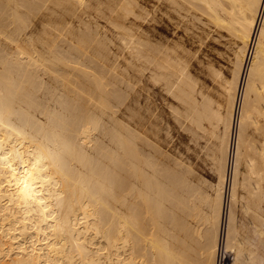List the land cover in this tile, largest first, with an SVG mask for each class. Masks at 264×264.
I'll list each match as a JSON object with an SVG mask.
<instances>
[{
    "label": "bare ground",
    "instance_id": "6f19581e",
    "mask_svg": "<svg viewBox=\"0 0 264 264\" xmlns=\"http://www.w3.org/2000/svg\"><path fill=\"white\" fill-rule=\"evenodd\" d=\"M91 1L0 0V264H259L236 203L255 213L250 230L263 242L264 0H156L172 24L197 10L196 22L206 15V27L229 35L223 103L203 92L171 41L136 43L122 30L112 13L129 15L133 0H97L116 22L125 62L182 105L172 110L192 133L216 141L206 145L214 184L195 182L143 136L131 68L78 12Z\"/></svg>",
    "mask_w": 264,
    "mask_h": 264
},
{
    "label": "rangeland",
    "instance_id": "374dc122",
    "mask_svg": "<svg viewBox=\"0 0 264 264\" xmlns=\"http://www.w3.org/2000/svg\"><path fill=\"white\" fill-rule=\"evenodd\" d=\"M91 2H92V4L89 5L88 7H86V9H85L87 11L82 10L81 8L78 9V12H81V18H83L85 20L89 19V22H90L91 26L93 28L96 26V28L99 29V32L102 33V34L99 33L101 35V37L107 35L108 40H109V37H110V40L112 41V43L109 40L110 42L108 41V44H107L109 49H112V50L109 51L110 53L112 52V55L111 54L110 55L112 56V58L115 57V56H118V58L115 57L116 61H118V66L125 67V66L128 65V68L129 69L131 68L130 69V71H131L132 70V67H131L132 65L129 63V61H128V63H127V61L125 62V59L128 58V54L124 53L125 49L121 50L122 49L121 43H119V41H115V40H117V38L115 37V35H113L114 28H112L111 26L113 24H116V22L109 21L108 17H106L103 14V12L105 11L104 8H103L104 2L103 3L102 2L98 3L97 0L96 1L92 0ZM133 2H134L133 3V9L134 10L132 11V13L130 12V14H129L132 19H130V16L128 15V13H127L128 17H127V15L125 17H122L121 15H119V12L118 13H116V12L112 13V15H114L115 17H118L119 20L121 19L120 20L121 22L125 21L124 22L125 24H123L122 30H125V31H127L128 33L131 34V36H130L131 38L130 39L134 40V42H136V41H138V42H146L147 41L148 43L149 42L155 43L156 42L155 40H162L163 43H165V42L167 43V42L171 41L172 43L171 42L170 43L172 45V49H173V51L175 50L174 52L177 54V58L179 57L178 59L180 61L182 60L181 62L185 66H187L188 68L190 67L189 70H190L191 73L190 72H188V73L191 74L190 76L193 79L195 77L196 83L200 86L201 89L203 88L204 91L203 90L202 91L205 92V94L209 93L211 98L214 99L215 101H218L217 99L220 97V100H222L221 102L223 103L225 101V99L223 101L222 98H225V94L223 93L224 97L221 94V90H222V86L221 85L222 84H220V83H222V81H221V79L219 77H221L223 74H225L226 75V79L229 78V77H227V76H229V72H227L229 62H227V61H228L229 55L231 53L230 52L231 49L230 50L228 49V48H230V45H231L230 37H228L229 35L224 33V37L221 38L220 34H219V36H217L219 31L216 32L217 30L214 29V27L211 25V23H209V25H207V27H206L204 22L206 24H208V22H209V21H207V22L205 21L207 18H203V16H206V15H201V20H199L200 22H198V21L196 22L197 19H200V15H198V14L201 11L199 12V11L196 10L195 14L199 18H197V16L195 15V17H196V18L194 17L195 21L193 20L192 15H191L190 18H189L188 15H187L188 17L185 15V19H184V17H179V18L176 17L177 20H174V22L176 21L177 23L175 22V24H177V25H175V24H172L173 19L175 17L172 20H169V18H167L166 16H160L161 13H159V11H158L156 0H143V1L142 0H139V1L138 0H133ZM96 4H97V6H96ZM134 4H136V5H134ZM142 4H143V6H142ZM135 6H137V7H135ZM197 12H198V14H197ZM90 14H91V17H90ZM141 14H143V15H141ZM201 14H204V13L201 12ZM86 17H87V19H86ZM133 17H134V19H133ZM186 18H188V19L186 20ZM125 19H127V20H125ZM136 19H138L139 21L136 20ZM189 19L192 22L188 21ZM134 20H136V21L134 22ZM140 20L142 21V23H141ZM184 20L188 24L185 23ZM179 21L183 25H181ZM193 21H194V23L196 22L197 24L196 23L194 24ZM111 22H113V23H111ZM137 22H138V24L140 23L142 26L140 24L138 25ZM189 22H190V24H189ZM92 23H94V24L98 23V24H95V25L93 24L92 25ZM103 24H104L105 27L103 26ZM132 24H133V26H132ZM135 24L138 25L139 27L136 26ZM162 24H164V25H162ZM191 24L194 25V26H192L193 28L190 26ZM127 25H128V27H127ZM130 25H131V27H129ZM101 26H103V27H101ZM184 26L188 27V28H184ZM197 26L199 27V29L197 28ZM100 28L102 30H104V29L105 30L101 31ZM128 28H130V29H128ZM132 28H133V30H135L134 33H132V31H133ZM134 28H136V29H134ZM173 28H175V29H173ZM187 29H188V31H187ZM107 30H108V32H107ZM109 30H112V32H110ZM137 30L140 31V32H138ZM209 30L211 31L210 34L206 33ZM214 30H215L216 33L214 32ZM141 31H142V33H141ZM144 31H145V33H144ZM192 31H194V32H192ZM108 33H109V35H108ZM204 33H206V34H204ZM146 34H150L148 39H152V40H147V38L143 39V38H145L144 36ZM211 34H213L215 38ZM134 35L136 37H134ZM140 35H142V36H140ZM204 35H206V36H204ZM226 35H228V36H226ZM227 37H228V39H227ZM113 38H114V40H113ZM157 38H159V39H157ZM223 39H225L226 41L223 40ZM174 40H176V41L174 42ZM220 40H222V41L220 42ZM227 41H228V44H230V45H228L226 43ZM113 43H114V46H117V48L119 47L118 51H116L117 48L115 49V47L113 46ZM173 44H174L175 48H173ZM177 47L179 49H181V50H179ZM177 49L179 51H181V52H179ZM125 54H127V55H125ZM121 55H122V57H121ZM125 56H127V58H124ZM180 56H181V58L183 57V59H180ZM119 57H121V58H119ZM230 57H231V55H230ZM187 59H188L189 63L185 62V60H187ZM209 59H210V63H209ZM128 60H129V58H128ZM123 62H125L127 64H125ZM119 63L120 64H125V66H123V65L121 66ZM137 64H138V62H137ZM139 67H140V65H138V67H137V65L135 67H133V70L135 72L132 70L131 74L135 77L134 78V82L132 84L133 88H134L133 94H134V97H135V100H136V105L138 106V107H136L135 111L141 112L142 115H145L146 120H147L146 127L148 129H147V131H142L143 136H145L146 139L148 138L147 140H149L151 144L153 142V145L157 146L156 148L158 149V151H160L159 153L162 154L164 158H166V159L167 158L168 159L171 158V160H173L172 162H176V160L178 161L180 159L178 161L180 164H183V163L185 164L186 163L185 165L183 164V166L186 167L188 165L187 167H189L188 169L190 170V172L193 175V177H194V175H198V176H195L194 178L192 177V179L195 182L199 178L200 179L203 178L202 180L205 179L204 181L206 183L209 182L208 184L216 183L217 182L216 181L217 180V175H216V172H215L214 167L212 165V162H211V160H210V158L208 156V152L210 151L211 147H213L212 144H214L216 141H214L213 138L210 139V137H209L210 135H207V134L206 135L208 136V140L209 141H205V140H207V136L204 139L205 133L202 132L201 130H200L201 131L200 132L199 130L195 129L196 131L194 130V132L192 133L193 130H191L190 127L189 128L186 127L187 126V122H185L183 117H181V114H178L179 115L178 116L172 110L174 108V106L177 105L176 108L178 109V111L180 113H182L183 112L182 105L180 103H178V101H175L166 91H164L165 89H164L162 84L160 85L159 82H157V83L155 81L153 82V79L150 78L151 76H148V75H150L149 74L150 72H148V70L140 71V70H138V69H140ZM220 67H222V68H220ZM139 75H141V76H139ZM144 75H146V76H144ZM225 75H223L224 77L222 76L223 78L221 77L222 80L225 79ZM145 81H146V83H145ZM139 102H140V104H139ZM172 105H173V108H172ZM181 109H182V111H181ZM172 114H174L175 117ZM177 116H178V118H177ZM118 117H120V116H118ZM118 120H120V119L118 118ZM120 121H122L123 123H126V124L128 122V125H132L128 120H124V121L120 120ZM151 124H153V125H151ZM185 127H186V129H185ZM150 130H153L155 133L153 131L150 132ZM194 133H197V134H194ZM153 134H156V135H153ZM199 135H201V136H199ZM206 145H208L210 147V149ZM214 146H215V144H214ZM205 148H207V149H205ZM195 178H197V180ZM207 191H209V187L207 188ZM240 192H243V190H239V193ZM240 200H238V202H237L238 204L236 203V217H237L236 221H237V225L240 224L239 226L243 228L242 229V234L244 236L248 234L247 236H245L246 240L251 238L249 242L245 241V243L247 242L246 243L247 246H248V244H251L249 246H250L251 249L255 250L254 254H256L258 256L257 259L260 260L259 264H264V241L263 242L258 241L256 234L253 232V230L252 231L250 230V228L252 226H251V223L249 221L254 219V214L255 213L254 212L251 213L252 212L251 210L248 211V213L246 212L247 214L245 213V211L243 212L244 209H243V207L241 208L242 200L241 201ZM262 206H263V210H264V202H263ZM249 212L252 215L251 214L249 215ZM248 216H251V217L248 218ZM262 216L264 217L263 211H262ZM263 220H264V218H263ZM229 260H230V258L228 256L226 258V260L225 259L223 260V262L224 261L228 262Z\"/></svg>",
    "mask_w": 264,
    "mask_h": 264
}]
</instances>
